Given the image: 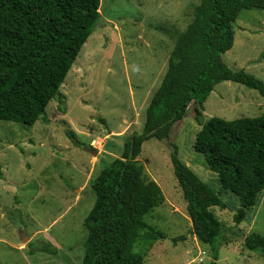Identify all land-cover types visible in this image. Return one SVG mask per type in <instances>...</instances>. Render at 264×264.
I'll use <instances>...</instances> for the list:
<instances>
[{
	"label": "rangeland",
	"instance_id": "rangeland-1",
	"mask_svg": "<svg viewBox=\"0 0 264 264\" xmlns=\"http://www.w3.org/2000/svg\"><path fill=\"white\" fill-rule=\"evenodd\" d=\"M197 4V0H101L104 22L83 46L60 89L62 100L49 104L50 122L40 119L28 127L0 121V264H52L51 259L58 264L82 263L87 235L84 220L95 203L90 183L101 172V159L110 163L121 157L129 137L143 132L146 109L165 76L176 36L193 20ZM234 31L235 43L223 55L225 63L264 81V60H260L264 10H242ZM195 108L191 104L186 117L173 125L169 138L151 139L142 146L137 159L145 167V178L156 182L164 194L163 203L146 220L165 237L151 243L141 238L135 250L144 256L145 264L212 261L210 248L193 234L172 165L177 151L220 195L226 207L212 211L236 232H229L217 264H264L260 251L244 245L247 235H264V192L237 224L234 215L241 207L239 198L220 191L218 175L194 149L201 130ZM201 114L203 122L213 117H258L264 114V98L242 84L222 82ZM66 131H73L82 145H76ZM45 244L58 253L43 252Z\"/></svg>",
	"mask_w": 264,
	"mask_h": 264
},
{
	"label": "trees",
	"instance_id": "trees-1",
	"mask_svg": "<svg viewBox=\"0 0 264 264\" xmlns=\"http://www.w3.org/2000/svg\"><path fill=\"white\" fill-rule=\"evenodd\" d=\"M197 1L194 18L176 36L165 76L150 99L143 132L129 137L121 157L110 163L101 159V172L90 183L95 203L84 220L87 235L81 264H145L144 256L135 250L141 238L151 243L165 237L146 220L163 203V191L156 182L146 180L145 167L137 158L145 142L169 138L173 125L186 117L193 103L201 125L194 149L218 175L220 191L239 198L237 224L264 192V114L234 120L213 117L207 122L201 114L222 82L242 84L264 98L263 80L244 69H231L223 59L234 46V23L240 12L264 10V0ZM100 6L101 0H0V121L28 127L40 119L50 122L49 104L62 100V85L83 46L104 22ZM58 111L66 113L64 108ZM66 134L82 145L73 131ZM172 165L193 234L210 248L209 264H217L229 232L236 235L212 211L226 204L177 151ZM244 245L264 256V235L251 233ZM42 250L58 253L50 244Z\"/></svg>",
	"mask_w": 264,
	"mask_h": 264
},
{
	"label": "water",
	"instance_id": "water-1",
	"mask_svg": "<svg viewBox=\"0 0 264 264\" xmlns=\"http://www.w3.org/2000/svg\"><path fill=\"white\" fill-rule=\"evenodd\" d=\"M87 151H89L90 153H92V154H94V155H97V152L96 151H94V150H92V149H87Z\"/></svg>",
	"mask_w": 264,
	"mask_h": 264
},
{
	"label": "crops",
	"instance_id": "crops-1",
	"mask_svg": "<svg viewBox=\"0 0 264 264\" xmlns=\"http://www.w3.org/2000/svg\"><path fill=\"white\" fill-rule=\"evenodd\" d=\"M38 121H39V120H38ZM109 134H110V133H109ZM57 261H58L57 259H55V260H52V259H51L50 263H52V264H58Z\"/></svg>",
	"mask_w": 264,
	"mask_h": 264
}]
</instances>
